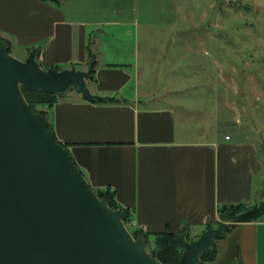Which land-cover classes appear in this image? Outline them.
Segmentation results:
<instances>
[{
	"label": "crops",
	"instance_id": "1",
	"mask_svg": "<svg viewBox=\"0 0 264 264\" xmlns=\"http://www.w3.org/2000/svg\"><path fill=\"white\" fill-rule=\"evenodd\" d=\"M100 6L98 0H0L1 36L38 49L45 69L88 71L93 65L92 94L120 99L97 104L73 91L51 109L58 140L92 188L114 192L135 229L150 234L168 227L192 234L215 226L220 206L259 198L264 157L255 138L242 137L240 127L219 131L214 120L208 126V94L183 101L173 83V101L163 96L168 87L141 98L140 63L102 62L103 47L120 44L121 31L131 36L133 24L120 25L117 14L98 13ZM138 46L137 39V56ZM198 98L207 102L194 104ZM216 248V260L207 264H264V215L217 240Z\"/></svg>",
	"mask_w": 264,
	"mask_h": 264
},
{
	"label": "water",
	"instance_id": "2",
	"mask_svg": "<svg viewBox=\"0 0 264 264\" xmlns=\"http://www.w3.org/2000/svg\"><path fill=\"white\" fill-rule=\"evenodd\" d=\"M59 2L60 0H46ZM0 39V264H163L127 227L125 211L97 195L70 151L35 112L23 88L94 100L88 71L44 69L33 49L25 61ZM225 224L198 240L178 235V264H200Z\"/></svg>",
	"mask_w": 264,
	"mask_h": 264
},
{
	"label": "rangeland",
	"instance_id": "3",
	"mask_svg": "<svg viewBox=\"0 0 264 264\" xmlns=\"http://www.w3.org/2000/svg\"><path fill=\"white\" fill-rule=\"evenodd\" d=\"M98 3L101 5L98 13L117 14L120 25L133 24L131 36L124 38L123 31L119 33L125 44L121 40L115 48L103 47V63H140L141 98L151 89L160 91L168 87L170 92L163 96L173 101L178 95L171 92L173 83L182 90L183 101L192 102L196 94H208L207 100L212 96L213 105L206 109L203 121L210 126L214 120L219 131L230 133L242 128L239 132L244 133L242 137L255 138L264 157V0H98ZM107 30L113 32L115 28ZM120 49L122 55H118ZM27 50L14 44L10 55L25 61L31 53ZM207 100L198 98L193 103L198 105ZM35 112H47L48 117L42 115L48 121L50 116L53 123L51 108L40 106ZM218 227L216 224L193 232L191 242ZM129 230L136 231L134 226ZM177 232L187 234L186 230Z\"/></svg>",
	"mask_w": 264,
	"mask_h": 264
},
{
	"label": "trees",
	"instance_id": "4",
	"mask_svg": "<svg viewBox=\"0 0 264 264\" xmlns=\"http://www.w3.org/2000/svg\"><path fill=\"white\" fill-rule=\"evenodd\" d=\"M43 1L48 2L46 0ZM53 3L58 4L59 2H53ZM0 37L2 40L6 41L10 45L11 50H13V42L4 36L0 35ZM32 50L33 48H30L28 49V52L30 53ZM39 56H40V52L38 53V59ZM90 57L91 60L95 62L94 54H90ZM53 68L57 70H63V67H59V66ZM96 82H97L96 69L94 68L92 77L88 80V83L89 85H91ZM71 91H75L78 94L83 95L76 88L72 89ZM23 93L28 103L30 104L31 108L35 111H38L40 106H47L52 109L58 102L67 98V96L65 97L57 94H49L41 91H29L25 88H23ZM84 99L86 98L84 97ZM88 101L97 104L120 103V99H118L117 97H103ZM42 114H44L45 116L48 115L47 112H43ZM49 124L51 130L54 131V125L50 119H49ZM61 144L69 150L68 145H65L63 143ZM79 170L84 175L83 171L80 168ZM95 191L99 197L104 198L108 201L109 206L112 209L115 210L121 209L125 211L126 217L124 218V221L126 225L128 226V228L130 226H133V219L131 213L129 212L128 209L123 208L119 204L114 192H112L110 189L95 190ZM263 215H264V191L260 193L259 198H257L251 203L227 204L220 206L218 208L219 221L217 224L220 225L221 223H224L226 224V226L223 235L220 236L217 240L224 239L228 233L232 232L234 229H236L238 226L242 224L257 222ZM133 235L135 237L143 236L147 240L148 251L151 253L153 257L158 258L163 264H178L180 259L182 258L183 249L177 241L178 232L172 230L171 227H168L167 231L165 232L156 233V234H150L136 230L135 232H133ZM187 239L189 241L192 240L191 234L189 232H187ZM216 258H217V248L215 242L213 245V251L205 252L201 256L200 264H207L213 262L216 260Z\"/></svg>",
	"mask_w": 264,
	"mask_h": 264
}]
</instances>
